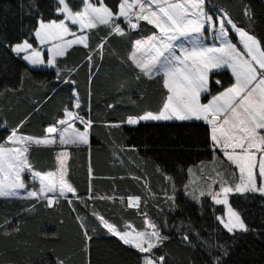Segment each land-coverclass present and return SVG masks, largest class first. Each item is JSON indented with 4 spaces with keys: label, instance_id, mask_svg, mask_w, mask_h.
I'll list each match as a JSON object with an SVG mask.
<instances>
[{
    "label": "trees",
    "instance_id": "1",
    "mask_svg": "<svg viewBox=\"0 0 264 264\" xmlns=\"http://www.w3.org/2000/svg\"><path fill=\"white\" fill-rule=\"evenodd\" d=\"M66 2L73 12L82 7L80 0ZM119 2L103 0L114 14ZM204 7L223 10L264 47V0H206ZM56 9L57 0H0V142L19 125V133L41 137L66 111L91 120L88 144L32 145L27 154L33 170L45 172L56 168L58 150L66 149V179L82 199L69 194L48 207L36 198L0 197V264H144V255L109 234L93 213L120 231L127 222L142 228L147 215L167 237L149 253L163 256L160 264H264V197L229 194L250 229L233 235L216 219L224 205L209 195L193 199L185 190L189 166L213 158L209 125L126 123L128 116L157 111L167 93L161 76L141 74L129 59L134 40L152 34L153 26L141 21L131 30L124 23V36L105 26L86 30L87 47L71 45L52 68H32L11 46L27 41L39 48L35 30L41 20L63 19ZM121 20L115 22L121 26ZM230 38L237 43L232 32ZM232 82L227 69L210 74L211 95ZM22 175L28 189L37 186L28 172ZM158 188L172 191L173 199L156 196ZM129 195L140 197L139 208L127 206Z\"/></svg>",
    "mask_w": 264,
    "mask_h": 264
},
{
    "label": "snow or ice",
    "instance_id": "2",
    "mask_svg": "<svg viewBox=\"0 0 264 264\" xmlns=\"http://www.w3.org/2000/svg\"><path fill=\"white\" fill-rule=\"evenodd\" d=\"M81 9L73 12L66 0H57V12L64 14L59 22L52 20L39 23L35 36L41 43L49 40H61L70 34L66 21L78 25L79 30H92L105 26L110 34L126 35L123 28L115 21L123 18L127 27L135 30L141 21L152 25L153 33L134 41V51L129 59L139 69L140 73L151 77L161 76L163 87L167 90L166 97L155 112L145 111L139 116H128L126 123L136 125L140 121H204L210 128L211 146L222 152L231 165L238 170V179L234 188L227 186L228 181L220 183V190L215 194L200 192L201 196L210 195L215 204L228 205L226 218L217 216L220 225L230 234L248 232L240 212L233 209L227 197L229 194H259L264 197V47L251 29L238 26L227 13L220 10L217 13L205 10L206 0H121L118 12L107 7L103 0H80ZM97 4L99 6H97ZM249 15V13H245ZM135 20V22H134ZM230 29L238 37L242 48L237 47L229 38ZM209 34L214 41L211 45L205 43ZM74 40L65 41L62 45H54L49 51L54 57L64 56L65 49L73 44L87 47L88 36L76 35ZM99 47L102 49L104 43ZM17 55L25 53L23 59L32 65L44 63L41 53L32 44L24 41L11 46ZM146 53V55H145ZM140 54V55H138ZM49 65L55 59L47 61ZM223 69H229L234 82L216 95H211L209 75ZM220 85L221 82L216 80ZM211 96L206 103L201 102L202 96ZM79 107V104L76 105ZM111 107V106H109ZM68 119L58 121V125H66L62 130L56 125L46 129L44 138H34L19 133V127L10 130L6 142H0V197L21 196L20 190H26L24 198L45 200L48 207L59 202V198L68 199L69 194L77 200L76 188L66 179V151L57 156L59 167L57 171H35L28 159L29 147L32 145H52L57 140L52 134L59 133V144H88V129L91 120H84L79 114L71 111L65 113ZM78 119L84 130L73 128L70 120ZM71 130L72 135L67 133ZM12 146H7V145ZM259 154V160L257 156ZM257 165L260 184L257 180ZM191 170L189 169V172ZM28 172L31 179L38 181V188L28 189L23 175ZM91 177V168H89ZM166 179H170L166 177ZM91 191V187L89 188ZM223 196V198H220ZM111 199V197H107ZM195 199V193H193ZM171 199V198H170ZM72 203V200H68ZM130 208H139L140 197L133 196L127 200ZM103 229L118 237L123 244L131 245L142 254L152 253V250L167 237H161L157 226L148 220L145 223L154 229L151 232L140 231L133 234L127 230L120 231L103 216L97 215ZM84 236L90 240L88 231L82 223ZM187 240L188 236L185 235ZM155 241V242H153ZM145 243L147 246L145 247ZM161 256L153 259L144 257V264H160ZM62 264V262H59Z\"/></svg>",
    "mask_w": 264,
    "mask_h": 264
},
{
    "label": "rangeland",
    "instance_id": "3",
    "mask_svg": "<svg viewBox=\"0 0 264 264\" xmlns=\"http://www.w3.org/2000/svg\"><path fill=\"white\" fill-rule=\"evenodd\" d=\"M97 6H99V5L97 4ZM216 12L219 13L220 11H216ZM57 13H59V12H57ZM59 14H62V13H59ZM62 15L64 16V14H62ZM121 19H122V17H121ZM50 21H52V20H48V21H44V22L47 23V22H50ZM56 21L59 22V20H56ZM134 22H135V20H134ZM66 23H68V25H69L70 34L65 35L63 37V39H61V40H49V41H47L45 43H41L40 40L35 36L36 40H37V42L39 44V48H34V49L38 50L41 53V58L44 60V63L40 64V65H32L28 61H26L30 67H32V68H45V67L54 66V64L49 65L47 63V61L49 59H53V58L55 59L53 52H51L49 50L52 49L54 47V45H62L65 41L74 40L76 37L71 35V33H73V32L76 33L77 36L85 33V32L82 33L79 30V26L78 25H72L70 21H66ZM120 23H121L120 27L122 28V25L125 22L123 20H121ZM38 28H39V25L36 28V30ZM230 32H232L236 36V40H237V43H238L237 47L238 48H242V45H240L239 42H238V37H237L236 33L234 31H232L231 29H230ZM205 35H206V39H205V43L206 44L211 45L212 43L215 42L217 44V46H218V44H219L218 41H214L213 38L207 33H205ZM229 38H230V36H229ZM23 42L24 41L19 42V43H23ZM16 44L17 43L13 44L12 46H15ZM131 50H132V48H131ZM44 52H45V55H44ZM130 53H131V51H130ZM130 53H129V56H130ZM24 54L25 53H21L22 58H23ZM138 55H140V54H138ZM227 70L229 71V73L231 75V71L229 69H227ZM233 82H234V79H233ZM229 86H227V87H229ZM227 87H225V88H227ZM210 97L208 99H210ZM201 102H205V101H201ZM72 113L74 115L76 114L75 112H72ZM62 119H68V117L65 118V116H64ZM62 119H60V120H62ZM84 120H86V119H84ZM70 123H72L73 128L78 129L80 131L84 130L83 125L80 123V121L78 119H72V120H70ZM55 125L58 126V129H60V130H62L64 127H66V125H58V123H56ZM210 128H211V126L209 125V129ZM20 134H23V133H20ZM23 135H27V134H23ZM46 135H48V134L45 132V134L43 136H41V137H36V136H31V135H27V136H31V137H34V138H44ZM71 135H72V132L70 130L69 133H67V136L70 137ZM58 137H59V135H58ZM56 140H57V143H59L58 142L59 140L58 139H56ZM5 142H6V140H5ZM7 146H12V145L9 144ZM213 150H214V155H213L212 159H210V160H202L198 164L190 165L189 168H188V171H187L188 172V178H187V181H186V184H185V190H186V192L188 193V195L191 198H193V193H195V197H196L195 199L196 200L198 199V197L200 195V192L212 193V194H215L216 192H219L220 183L223 182L224 180L228 181V185L227 186H232L233 188L235 186V183L239 182L238 179H236V177H238L239 173H238V170L235 168V166L231 165V163L226 160V158L223 156L222 152H220V151H218V150H216L214 148H213ZM64 151L67 152V150L64 149V148L58 150L57 156H58V154L60 152H64ZM258 160H259V154L257 156V161ZM58 167H59V161L56 160V168L54 170H51V171H57ZM65 167H66V164H65ZM189 169L191 170L190 172H189ZM256 171H257V180H258V186H259L260 178L258 176V165H257ZM233 172L236 173V177H233V175H232ZM35 182L37 183L36 188H38V186H39L38 185V181H35ZM20 192H21V196H23V194L26 192V190H20ZM129 197H131V196H129ZM129 197L128 196L126 197V204H127V200H128ZM209 197L212 200L210 195H209ZM220 198H223V196H221ZM227 199H228V197H227ZM224 208H225V210H224V213H223L222 216H224L226 218L228 205H224ZM145 220H148L151 223H154L147 215H144V217H143L144 225H143L142 228H137L131 222H127V223H125L124 228L121 231L127 230L129 232H132L133 234H135L136 232H140V231H147V232L153 231L154 229L148 227V225L145 223ZM153 242H155V241H153ZM144 246L146 247L147 243H145ZM143 255H144V257L145 256H149V257L155 259L149 253L143 254Z\"/></svg>",
    "mask_w": 264,
    "mask_h": 264
},
{
    "label": "crops",
    "instance_id": "4",
    "mask_svg": "<svg viewBox=\"0 0 264 264\" xmlns=\"http://www.w3.org/2000/svg\"><path fill=\"white\" fill-rule=\"evenodd\" d=\"M120 2H121V0H120ZM120 2H119V4H120ZM119 6V5H118ZM118 12V11H117ZM122 20H123V18H122ZM124 21V20H123ZM85 34V33H84ZM151 35V34H150ZM150 35H148V36H150ZM148 36H145V37H140V38H137V39H142V38H146V37H148ZM137 39H135V40H137ZM134 40V41H135ZM134 43V42H133ZM73 45H75V44H73ZM69 47H67L66 49H68ZM66 49H65V51H66ZM133 50H134V48L132 47V50H131V53L133 52ZM131 53H130V55H131ZM145 55H146V53H145ZM28 64V63H27ZM53 66H50L49 68H52ZM153 75H155V74H153ZM152 75V76H153ZM234 79V78H233ZM223 90V89H222ZM221 90V91H222ZM221 91H219V92H221ZM219 92H217L216 94H218ZM167 94V93H166ZM216 94H214V95H216ZM165 97H166V95H165ZM211 98V97H210ZM207 101H205V102H202V103H206ZM67 112H69V111H66V113ZM71 112H75V111H72L71 110ZM76 113V112H75ZM144 113V112H143ZM143 113H141V114H143ZM77 114V113H76ZM140 114V115H141ZM139 116V115H138ZM65 118H66V115H65ZM87 120V119H86ZM58 127V126H57ZM58 135H59V133H57V134H53V136L55 137V139H58L59 140V137H58ZM6 140V139H5ZM212 147V146H211ZM213 148V147H212ZM67 158V157H66ZM66 158H64L65 159V164H66ZM163 181L164 182H167L168 181V179H166V176L163 178ZM163 187V186H162ZM161 187V188H162ZM173 188V187H172ZM172 192V191H171ZM171 192H169L168 190L167 191H164L163 189H157L156 190V192H155V194H156V196L157 195H160V196H162V198L163 199H165V200H172L173 199V195L171 194ZM129 196H131V197H133V196H135V195H129ZM128 196V197H129ZM143 197V196H142ZM157 198V197H156ZM171 198V199H170Z\"/></svg>",
    "mask_w": 264,
    "mask_h": 264
}]
</instances>
